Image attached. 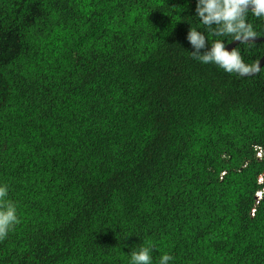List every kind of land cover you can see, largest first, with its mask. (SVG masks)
<instances>
[{
    "label": "trees",
    "instance_id": "16d2710c",
    "mask_svg": "<svg viewBox=\"0 0 264 264\" xmlns=\"http://www.w3.org/2000/svg\"><path fill=\"white\" fill-rule=\"evenodd\" d=\"M196 3L0 0V185L21 221L0 264H130L142 245L152 264H264V61L193 59L190 28L233 40ZM234 47L252 64L264 41Z\"/></svg>",
    "mask_w": 264,
    "mask_h": 264
},
{
    "label": "clouds",
    "instance_id": "9594fccd",
    "mask_svg": "<svg viewBox=\"0 0 264 264\" xmlns=\"http://www.w3.org/2000/svg\"><path fill=\"white\" fill-rule=\"evenodd\" d=\"M256 17L264 16V0H197L196 16L201 22L212 29L215 36H231L240 44H252L258 38V33L251 23L247 22L248 13ZM215 25V28L213 26ZM187 40L193 48L191 56L203 64H215L225 72L247 77L259 74L262 70L260 61L245 63L240 51L233 47L229 49L223 40H215L208 45L207 37L200 31L190 28ZM256 156L261 157V151L256 149ZM9 186L0 185V241L15 229L21 221L17 214V205L8 199ZM262 191L255 193L257 200ZM153 246H141L130 253V264H152ZM174 257L164 253L159 264H169Z\"/></svg>",
    "mask_w": 264,
    "mask_h": 264
},
{
    "label": "water",
    "instance_id": "95a60500",
    "mask_svg": "<svg viewBox=\"0 0 264 264\" xmlns=\"http://www.w3.org/2000/svg\"><path fill=\"white\" fill-rule=\"evenodd\" d=\"M261 40L264 41V35L259 36L255 42H260ZM237 43H238V42H235L234 40H232V41H230L229 43H227L226 46H227L229 49H231V48H233ZM258 61H260L261 65H262V63H263V61H264V51H263V53L261 54V57L259 58Z\"/></svg>",
    "mask_w": 264,
    "mask_h": 264
}]
</instances>
